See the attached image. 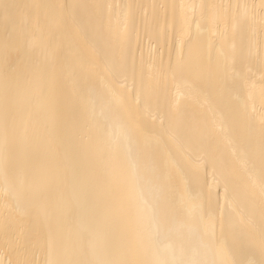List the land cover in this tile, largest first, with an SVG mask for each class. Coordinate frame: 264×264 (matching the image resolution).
Instances as JSON below:
<instances>
[{"label": "bare ground", "instance_id": "6f19581e", "mask_svg": "<svg viewBox=\"0 0 264 264\" xmlns=\"http://www.w3.org/2000/svg\"><path fill=\"white\" fill-rule=\"evenodd\" d=\"M0 264H264V0H0Z\"/></svg>", "mask_w": 264, "mask_h": 264}]
</instances>
